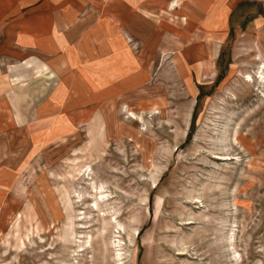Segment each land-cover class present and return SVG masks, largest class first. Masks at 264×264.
Listing matches in <instances>:
<instances>
[{
  "label": "rangeland",
  "instance_id": "374dc122",
  "mask_svg": "<svg viewBox=\"0 0 264 264\" xmlns=\"http://www.w3.org/2000/svg\"><path fill=\"white\" fill-rule=\"evenodd\" d=\"M114 2L2 17L0 264H264V16Z\"/></svg>",
  "mask_w": 264,
  "mask_h": 264
},
{
  "label": "crops",
  "instance_id": "0c3cea01",
  "mask_svg": "<svg viewBox=\"0 0 264 264\" xmlns=\"http://www.w3.org/2000/svg\"><path fill=\"white\" fill-rule=\"evenodd\" d=\"M114 1V0H112ZM112 3V7L115 10L112 15L116 21L120 24L126 19L123 15L131 16L128 14L126 8L127 5L136 7L140 6L143 8L156 6L160 2L167 6V10L170 8L176 10L178 9L180 14L184 15L182 20V27L188 26L193 20L195 22L201 23H212L228 25L234 13L238 12L244 7L255 8L258 15L264 16V0H125ZM111 0H108L107 5H110ZM155 2V3H153ZM37 3H40L37 4ZM77 0H0V30L2 26V17L6 15L7 18H15L19 14V9L23 7H33L30 12H27V17H29L27 23H31L33 18L47 16L50 21L54 23H64L71 24L76 21L78 17V11L76 9ZM92 3V2H91ZM108 5V7H109ZM159 5V4H158ZM36 6V7H35ZM117 6V7H115ZM257 15V16H258ZM71 16V17H68ZM119 16V17H118ZM33 17V18H31ZM124 19H123V18ZM14 40V38H13Z\"/></svg>",
  "mask_w": 264,
  "mask_h": 264
},
{
  "label": "trees",
  "instance_id": "16d2710c",
  "mask_svg": "<svg viewBox=\"0 0 264 264\" xmlns=\"http://www.w3.org/2000/svg\"><path fill=\"white\" fill-rule=\"evenodd\" d=\"M200 100H201V94L198 96L197 105H196L195 112H194V116H193L192 127L195 126V119H196V117L198 116L197 114H198V112H199V110H198V106H199V104H200Z\"/></svg>",
  "mask_w": 264,
  "mask_h": 264
},
{
  "label": "bare ground",
  "instance_id": "6f19581e",
  "mask_svg": "<svg viewBox=\"0 0 264 264\" xmlns=\"http://www.w3.org/2000/svg\"><path fill=\"white\" fill-rule=\"evenodd\" d=\"M132 115H135L134 113H131ZM102 203H106L108 200L105 199V197L101 196ZM83 251V250H81Z\"/></svg>",
  "mask_w": 264,
  "mask_h": 264
}]
</instances>
